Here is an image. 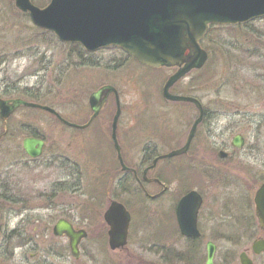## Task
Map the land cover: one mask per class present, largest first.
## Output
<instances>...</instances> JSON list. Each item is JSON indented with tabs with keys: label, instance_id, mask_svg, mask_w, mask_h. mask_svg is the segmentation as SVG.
<instances>
[{
	"label": "rangeland",
	"instance_id": "374dc122",
	"mask_svg": "<svg viewBox=\"0 0 264 264\" xmlns=\"http://www.w3.org/2000/svg\"><path fill=\"white\" fill-rule=\"evenodd\" d=\"M49 2L47 0L45 5ZM213 28L202 43V47L209 53L206 66L178 82L172 92L191 96V86L203 87L204 82H207L205 87L208 88L204 93L210 98L212 106L218 105L226 97L232 104L249 105L253 95L245 87V82L251 75L252 62L264 53V18L244 25ZM93 60L99 66L80 65L70 45L59 42L52 34L37 28L27 14L16 8L15 0H0L2 98L28 100L30 97L26 93H32L39 101L55 108L66 120L84 125L92 115L89 106L91 94L102 86L112 85L119 92L123 109L118 125V138L122 139L126 163L129 166L140 164L145 155L143 149L148 144L157 146L160 155L183 145L190 129L191 111L186 104L168 102L162 95L163 86L175 73V69L150 70L114 48L96 52ZM239 71H243L242 75H239ZM115 110V100L111 97L98 119L85 130L68 127L52 115L36 109L18 111L12 119L13 126L14 123L19 128L27 126L28 130L24 131L39 133L47 139L48 149L42 162L52 156H56L62 163L65 162L62 167L44 168L40 167V163L32 166L24 176L22 187L16 191L28 196L18 197L28 204V208H49L52 224L62 215H66L75 219L78 224L88 227L90 238L84 249L96 257H106L102 261L114 264H185L181 258L185 257L189 249L185 248L182 244L184 240L175 231L173 212L178 198L197 185L191 180L172 181V168L181 166V163H194L195 160L200 162L197 163L199 166H208V162H212L209 168L219 169L221 164L216 159L218 151L215 153L218 146L214 142L219 143L222 136H211V146L207 145L209 148L201 151L197 147H202L205 141H197L196 148L183 160L159 163L157 170L168 167V170L164 169L163 177L167 190L154 200L143 196L134 180L119 185L121 171L116 155L110 147L109 151L106 147L107 139H111ZM231 137L226 138L231 140ZM1 149V166L4 172L2 183L5 185L3 194L10 195L14 193V185L9 177L12 162L10 143L4 144ZM187 173L188 169L184 168L178 176L182 177ZM57 182L65 184L66 191L62 192L63 196H46ZM238 186L239 189H233L232 193L235 196L245 195L246 186ZM162 189L156 186L147 188L151 195L161 193ZM193 189L205 196V204L199 215L204 229V245L209 240L216 241L217 261L221 262L223 255L228 253L226 257L234 259L231 260L232 264H238L239 254L250 247L256 238L237 231L232 235H236L232 240L242 243L235 245L236 247L226 243L219 229L224 220L221 202V196H225L224 189L219 185ZM8 198L13 200L14 196ZM112 201L121 202L127 207L134 220L131 234L132 229L136 230L125 250L117 253H111L107 243L102 248L95 245L104 239L101 233L106 232L107 227L103 215ZM22 207L25 206H12L0 200V208L3 209ZM225 236L228 237L227 233ZM204 245L197 250L194 264H204ZM90 256L91 254H84L81 262H90L86 259ZM259 261L264 262V255Z\"/></svg>",
	"mask_w": 264,
	"mask_h": 264
},
{
	"label": "flooded vegetation",
	"instance_id": "af4514ba",
	"mask_svg": "<svg viewBox=\"0 0 264 264\" xmlns=\"http://www.w3.org/2000/svg\"><path fill=\"white\" fill-rule=\"evenodd\" d=\"M4 63H6L4 61ZM251 75L246 79L245 87L250 90V93L253 95L249 105L232 104L229 98H223L218 105L212 106L211 100L207 94L204 93V90L208 87L207 82H204L203 87H192V94L190 97L196 99L201 109L203 110L202 121L199 123L195 136L192 140L190 148L187 154L174 157V159H185V157L190 154V152L196 148V142L204 139L205 143L202 147L198 146L199 151L208 149L211 146V136L222 137L219 139L215 153L217 152V162L221 164L220 168H209V165L212 162H208L209 165L203 164L199 166L200 162L193 160L194 163H181V166L173 167L171 180H191L193 183H196L197 186H192L190 190H187L185 193L179 197L177 204L174 208V221H175V231L180 234L181 238L184 240L182 244L187 250L185 257L182 256L181 260L185 264H194L195 255L197 250L200 249L201 245H204V229L200 224L198 214V229L201 233L199 238H189L181 234L178 218H177V207L180 200L188 195L189 193L195 191L202 197L203 203L200 211L202 210L205 204V196H203L197 189L194 187L201 186L213 187L214 185H219V187L224 189L225 196H221L222 202V215L224 220H222L220 232L221 236L226 243L233 244L236 247L241 241H233L232 239L236 236H232L237 233V231H242L245 236H250V238H256L250 247L243 250L238 257V264L240 263V255L246 253L249 258L253 261L254 264H264L260 262L259 258L264 255V251L257 255L253 251V246L256 242L264 240V220L261 219L259 212L260 208L264 210V193L262 196H259V192L264 188V53L260 54V58L254 59L250 66ZM243 71H239V75H242ZM193 85V84H192ZM195 88L201 91H197ZM201 88V89H200ZM27 97L30 99L24 98H2L0 92L1 100L12 101L14 99H22L30 103H35L43 106H48L44 104L41 100L39 101L37 96H32V93H26ZM4 95V94H3ZM110 96L104 107L108 104ZM34 98V99H33ZM33 99V100H32ZM36 99V100H35ZM225 99V100H224ZM187 105L189 111L191 122L188 135L186 137L183 145L176 150L184 147L189 138L190 132L195 124V122L200 118V108L194 103H184ZM54 109L59 115L60 113L53 107L48 106ZM116 107V104H115ZM21 109H32L40 110L38 108H32L21 105L18 107L7 119L0 118V200L8 202L14 205H22L25 207L22 208H0V264H114L110 261H102L106 257H96L90 251H86L84 248L86 246V241L90 238V230L84 224H78L77 221L66 215H62L60 219L56 220L52 224L51 218L48 214L51 210L49 208H28V204L24 203L18 196H28L24 193H17L16 191L19 187H22L24 176L28 174V171L31 170L32 166H37L40 163V167H62L65 165V162L59 161L56 156L48 158L45 162L44 160L45 153L48 149L47 139L43 135L36 132H28L27 126L24 128H19L14 123L12 125V119ZM219 109V110H218ZM101 111V113H102ZM45 112V111H43ZM116 112V110H115ZM123 112V109H122ZM46 113L55 117L56 120H60L53 115L52 113L46 111ZM2 114V109H0V116ZM114 118V117H113ZM95 122V121H94ZM93 122V123H94ZM61 123V122H60ZM92 123V124H93ZM113 124V121H112ZM112 127V125H111ZM205 136V137H204ZM232 136L231 140L226 137ZM124 137L127 138L126 134ZM27 139L37 140L43 143L40 150L39 156H31L25 149V141ZM117 140L121 149V155L124 164L128 168L127 171H124L120 161L118 159V154L115 149L114 141L112 138V129H111V139H107V151L112 149L113 154L116 155V161L119 165L121 171V177L118 180L119 185H125L129 181L134 180L142 192L143 196H147L151 199H158L164 194L167 190L166 182L164 181L165 170H168V167L157 170L158 164L163 161H158L154 166L155 160L160 156L157 151V146L148 144L144 147L143 153L145 154L137 166H129L126 163V158L124 154V146L122 139L118 138L117 130ZM106 142V141H105ZM10 143V152L12 156L11 162V174L10 179L11 183L14 185V193L10 195L3 194V182L4 172L2 171L1 166V147ZM209 145V146H207ZM105 147V146H104ZM35 152L38 150V146L35 148ZM199 163V164H196ZM154 166V167H153ZM184 168L188 169V173L185 176L179 177L180 173ZM27 171V172H26ZM239 184L246 186V194H240L235 196L233 189H239ZM63 182H57L53 185L50 192H47L46 196H63L62 192L66 191V187ZM150 186L162 187L161 193L151 195L147 188ZM169 187V186H168ZM234 190V191H235ZM202 191V190H201ZM51 193V194H50ZM242 193V192H241ZM13 197L11 200L8 197ZM10 200V201H8ZM27 207V208H26ZM40 213H46V215H41ZM105 214V213H104ZM131 215V213H130ZM69 222L73 229L76 232L84 231L86 236L79 243V257H73L71 252V240L66 234L57 235L55 233V228L61 220ZM103 221L107 227L106 232L104 231L102 237L104 239L101 242H97L95 245H99L102 248L103 245L107 243L111 253H117L125 250L119 249L113 251L109 247V227L105 221L103 215ZM133 217L131 215V223L128 236V244L130 238L134 235L136 230L132 229V234L130 232L131 225L133 222ZM236 229V230H235ZM227 233L228 237L225 236ZM258 234V235H255ZM100 235V234H99ZM98 235V236H99ZM257 236V237H256ZM100 237V238H102ZM107 239V240H106ZM252 239V240H253ZM212 243L216 247L214 264H232L231 260L226 257L225 253L221 262L217 261V242L209 240L205 243L206 249V259L204 264L207 261V247L208 244ZM52 244L54 246H52ZM236 245V246H235ZM95 247V246H94ZM58 248V249H56ZM92 250V246L90 247ZM71 255V256H68ZM84 254H91L90 257H86L90 262L82 260ZM21 255V256H19ZM101 260V261H100ZM178 259H176L177 261ZM180 260V259H179ZM100 261V262H98Z\"/></svg>",
	"mask_w": 264,
	"mask_h": 264
},
{
	"label": "water",
	"instance_id": "95a60500",
	"mask_svg": "<svg viewBox=\"0 0 264 264\" xmlns=\"http://www.w3.org/2000/svg\"><path fill=\"white\" fill-rule=\"evenodd\" d=\"M15 6L28 13L38 28L52 32L61 42L80 44L88 52L118 47L143 66L177 68L168 78L163 88V97L170 102L194 103L200 108V118L195 122L184 147L158 157V161L172 159L187 154L197 127L202 121L203 110L199 102L189 96L175 95L171 89L193 70L202 69L208 53L201 42L211 25H241L264 17V0H51L45 8L33 4L31 0H15ZM115 96L116 113L112 124V138L118 159L124 171L117 140V128L122 114L118 90L111 85L101 87L89 98L92 116L86 125L71 123L52 108L26 102L0 99V118L7 119L21 105L39 108L55 115L64 125L76 129H86L99 116L110 95ZM43 143L33 139L25 141V149L31 156H39ZM38 150L35 152V147ZM153 166V167H154ZM264 193V188L259 196ZM203 200L193 191L184 196L177 207V218L181 234L189 238H199L198 214ZM259 215L264 220V210ZM109 230L110 249L116 251L128 243L130 214L126 207L113 201L105 213ZM57 235L66 234L71 240L74 257H79V243L86 236L84 231L76 232L72 225L61 220L55 228ZM259 255L264 251V240L253 246ZM206 264H214L216 247L209 243ZM241 264H254L246 253L240 255Z\"/></svg>",
	"mask_w": 264,
	"mask_h": 264
},
{
	"label": "trees",
	"instance_id": "16d2710c",
	"mask_svg": "<svg viewBox=\"0 0 264 264\" xmlns=\"http://www.w3.org/2000/svg\"><path fill=\"white\" fill-rule=\"evenodd\" d=\"M33 2L38 6H44L45 3L47 2V0H33ZM213 29L214 28L212 27L209 34L211 33V31ZM70 48H71L73 54L76 56L77 60H79L80 65L90 66V67L99 66L97 64V62L95 60H93L94 54L86 52L80 45H70ZM114 49H116V48H114ZM116 50H118V49H116ZM127 58H129V57H127Z\"/></svg>",
	"mask_w": 264,
	"mask_h": 264
}]
</instances>
